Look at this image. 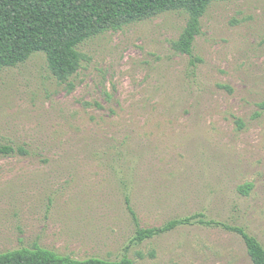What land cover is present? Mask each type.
<instances>
[{
    "label": "rangeland",
    "instance_id": "rangeland-1",
    "mask_svg": "<svg viewBox=\"0 0 264 264\" xmlns=\"http://www.w3.org/2000/svg\"><path fill=\"white\" fill-rule=\"evenodd\" d=\"M188 20L172 11L104 30L78 47L68 81L45 53L0 69V143L16 151L0 154V253L253 264L220 226L133 242L128 206L143 229L202 213L264 245V0L214 2L193 57L173 48Z\"/></svg>",
    "mask_w": 264,
    "mask_h": 264
},
{
    "label": "trees",
    "instance_id": "trees-1",
    "mask_svg": "<svg viewBox=\"0 0 264 264\" xmlns=\"http://www.w3.org/2000/svg\"><path fill=\"white\" fill-rule=\"evenodd\" d=\"M223 1L231 0H0V69L16 67L36 53H45L54 76L61 81H68L80 69L82 56L78 47L87 40L110 27L154 18L172 11H184L189 16L187 26L173 48L178 53L193 57L194 43L201 34V19L214 2ZM259 106L264 111V101ZM19 151L26 154L23 148ZM15 152L12 146L0 143L1 155H12ZM250 190L251 187L247 185L239 189L245 196L249 195ZM128 207L137 227L133 238L135 244H142L180 226H220L242 237L253 264H264V245L244 227L207 220L200 213L172 220L160 228L143 229L134 210ZM0 264L134 262L128 257L117 261L99 258L80 261L36 246L0 253Z\"/></svg>",
    "mask_w": 264,
    "mask_h": 264
}]
</instances>
